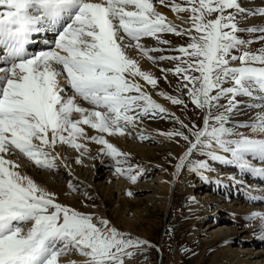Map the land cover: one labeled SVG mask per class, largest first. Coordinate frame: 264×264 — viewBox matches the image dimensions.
<instances>
[{
  "label": "snow or ice",
  "instance_id": "1",
  "mask_svg": "<svg viewBox=\"0 0 264 264\" xmlns=\"http://www.w3.org/2000/svg\"><path fill=\"white\" fill-rule=\"evenodd\" d=\"M157 5L189 27L173 23ZM246 14L240 0H0V264H125L149 246L107 218L59 202L9 156L21 155L39 170L58 173L65 159L58 145L77 151L76 163H82L87 144L95 143L115 174L135 183L143 169L106 137L145 141L151 137L136 130L146 118L170 117L179 128L159 134L187 145L177 175L187 166L210 182L211 161L264 180V47L243 50L264 43V27H241ZM245 33L259 35L252 40L242 38ZM165 34L189 42L170 49L143 43L151 38L169 45ZM37 45L43 47L32 51ZM132 49L136 57L129 54ZM165 51L180 55H152ZM141 58L178 61L161 71L165 80L168 72L180 77V90L205 112L200 125L184 123L152 98L145 84L156 88L158 79L142 69ZM159 95L187 109L183 98ZM245 108L260 111L251 122L234 121ZM87 129L97 134L90 136ZM194 154L205 159L194 160ZM229 179L243 183L235 175ZM68 188L79 191L71 181ZM248 198L264 202L251 190ZM246 219L259 221L253 235L264 242V212Z\"/></svg>",
  "mask_w": 264,
  "mask_h": 264
},
{
  "label": "rangeland",
  "instance_id": "2",
  "mask_svg": "<svg viewBox=\"0 0 264 264\" xmlns=\"http://www.w3.org/2000/svg\"><path fill=\"white\" fill-rule=\"evenodd\" d=\"M240 2L242 3V7L244 6L247 10L246 16L240 19V26L264 27V23L262 24V22H260L261 18H264V16L259 14L264 11V0H240ZM257 4H259L258 7L250 10V6ZM157 7L158 9H163L176 15V13L172 12L168 7H162L159 5H157ZM180 16L184 20L188 19V13H181ZM180 26L182 28L189 27L186 23ZM258 35L259 33H245L242 34V38L255 40ZM163 38L169 40L171 43L169 45H159L156 40L151 38H146L143 43L146 47H163L170 49L178 48L189 42L188 37L176 36L174 34H165ZM261 47H264V43L256 42L243 50L250 49L256 51ZM152 55H180V53L175 51H165L162 53H152ZM149 62V66H153V71H157L158 74L156 76L158 79V85L156 88H152L150 85L148 86L145 84L149 93L152 95V98L167 108L169 112L174 113L175 116L183 120L184 123L187 124L193 122L200 125L205 112L196 109L194 105L188 101L186 90H180L183 87L180 77L174 75L172 72H168L166 74L167 79L165 80V73L161 71V69H173L178 61L165 60L157 63ZM236 63L238 65V62ZM160 92L183 98L187 103V109H184L183 106L180 105L171 104V102L165 99V97L159 95ZM244 99L247 103H251L247 98ZM221 103L226 104L227 101L222 100ZM243 111L246 114L235 116L233 118L234 121L250 122L248 119L257 114L260 109L245 108ZM142 125L160 132H169L174 128H179V124L175 123L170 117L156 119L146 118ZM240 130L248 135H253L249 128H243ZM106 138H111L108 140L113 144L111 136ZM181 142L184 143L183 141ZM66 147L67 145L64 148ZM94 147L100 150L102 146L94 144ZM158 147L159 146L157 145L148 147L157 152L156 157H151L149 162H145L138 157L132 159L129 158L132 165H139L140 168H143L146 172L135 183L131 182V180L126 177L119 176L124 185L128 184V187H130L129 192H131L132 195H128L127 192L126 194H123V192L114 188L112 191H115V196L112 200L107 202V208L106 210L104 209L107 213L103 211L104 216L110 218V221L112 220V222H115L116 227L120 231L130 233L133 238H139L149 242V246L146 250H142L141 253L136 252L135 256L129 260L127 259L126 262L129 261L132 264H241L238 262V258L227 251L226 244L228 243L231 244L230 246L232 250H239V255L241 256L240 259L242 261H248L250 254H253L255 257L252 261L253 263L258 260L261 261L264 258V242L256 239L253 235L259 226V221L249 222L246 217L248 215L247 212L252 211V209H254L255 212H264V202H253L248 198L250 190L252 196L264 197V180L253 178L252 176H242L241 178L248 181L249 186L242 184L233 185L229 182V179H223L222 183L217 184L213 179H210V182L201 178L198 180V177L194 175L191 178V188L193 193L186 191L187 182L186 184H183V186L178 185L177 187L173 181L170 185L171 191L167 207L164 209L156 199V192L165 182V178H163V174L161 173L164 171L166 172L167 169H165V167L170 163L169 165L171 166H169L170 169H168V171L175 174L178 159L173 163V157L165 151L159 152L161 150H158ZM185 147L187 148L186 144ZM69 150L75 151L71 147ZM92 154L96 156L97 153H94V150H92ZM88 157L89 155L87 154L83 159L86 160ZM97 157V164L104 159V161L106 160L108 162L107 169L110 170L108 173L111 174L112 172H115L112 167L113 162L109 157L103 155H97ZM192 159L200 160L205 159V157L194 154ZM210 163L213 168L220 169V171L233 172L235 175L238 174L237 170L231 166L221 165L217 162ZM157 165H160L162 168L160 172L156 171L153 174L147 172L149 169H157ZM101 166L102 162L99 165V168ZM69 174L71 175V173ZM84 179H87V177ZM61 181L64 182L67 180L63 178ZM114 181L115 182L113 183L117 185L119 180L115 179ZM102 182H104L105 187H108V184H105L104 179L100 183ZM201 183V186L206 185L205 188H198V185ZM194 197H198L197 201H201V203L204 204L210 200L214 201L215 204L210 206V208L213 209V212H210L207 216L190 215L188 208L191 206ZM95 198L97 203L95 207L83 206V209L96 215V211L102 209L103 201L101 196H96ZM173 204L179 205L176 210L172 209L174 206ZM205 206L206 205H204L203 208ZM231 206H235L243 213L233 211V209H230ZM128 223H130L131 226H128ZM214 229L218 231L219 229L223 230L227 233V236L226 234L220 235L217 239H212L210 236H206V232L210 233ZM194 230L200 231L198 238H194ZM228 238L231 239V242Z\"/></svg>",
  "mask_w": 264,
  "mask_h": 264
},
{
  "label": "bare ground",
  "instance_id": "3",
  "mask_svg": "<svg viewBox=\"0 0 264 264\" xmlns=\"http://www.w3.org/2000/svg\"><path fill=\"white\" fill-rule=\"evenodd\" d=\"M258 5L259 4L253 5V6H250L249 8H250V10H252V9L258 7ZM158 10L160 12L164 13L168 17V19L171 20L173 23L178 24V25H182L180 20H178L176 18V15H173V14H171V13H169L163 9H158ZM260 22H262V24H263L264 18H261ZM257 24H260V23H257ZM253 25H256V24H253ZM129 54L134 56V57L137 56V53L134 49L129 50ZM140 64H141V67L143 70L152 73L155 77L158 75L157 71H153V66L152 67H151V65L149 66L150 62L146 58H141ZM141 83H144V82L141 81ZM145 90L148 91L147 86H145ZM85 106H87V105H85ZM255 116H256V114L253 115V117H251L248 120H250V122H251L255 118ZM87 131H88V134L90 136L97 134L95 132V130L87 129ZM136 131H138V132L143 131L145 135H148L151 138L147 139L145 141H140L138 139V137H136V136H127V135L124 137L111 136L113 145L118 147L123 152L130 153V157H129L130 159L138 157L145 162H149L151 157H156L157 152L151 148H148V147L157 145V146H159L158 150H161L159 152L165 151L173 157V163H174V161L176 159H178L179 156L183 155V153L186 150L184 143L180 142V144H176L174 141L165 139L164 136L159 134L162 131L161 132L160 131H154V130L149 129L148 127H146L142 124L139 125V127ZM108 139H111V138H108ZM94 144L95 143H88L87 144L88 148L90 149V151L88 153L89 157L86 160H84L82 158V163H76V160L80 155L78 152L69 150L70 149L69 146L64 148L66 145H58L57 151L60 152L61 155L65 158L63 162L59 163V172L58 173L46 171V170H39V169L35 168L26 158H24L21 155H13V156H9L8 158L18 162L22 166L21 167L22 172H26L28 175L33 176L37 181H40V182L46 184L50 190H52L53 192L56 193L59 202L65 204V205H69V206L77 209L78 211L90 213L89 211H85L83 209V206H92V205L96 206L97 203H96L95 197L101 196L102 197L101 199L103 201L102 209L96 211V216H102L104 218H107L110 221V218L104 216L103 211H105L107 208V202L112 200L115 196V191H112V190L114 188H116L118 191H121V192H123V194H126V192L129 193L130 187H128V184L127 185L125 184L126 185L125 186L121 182L120 177L118 175H116L115 172H112L111 174L108 173L110 170L107 169L108 162L106 160L104 161V159H102V161H100V163L97 164L96 163L97 159L91 158V157H97V155L99 153V149L95 148ZM92 150H94V153H97L96 156H94V154H92ZM101 162H102V166L99 168V165L101 164ZM65 163L70 166V171L68 168L64 167ZM169 164L166 165V167H165V169H167L166 172L164 171L161 173V174H163V178H165V182L162 184V186L156 192V199L159 201L160 205L164 209L167 207V203H168V199H169V195H170V191H171L170 185L172 184L173 181L175 182L174 184H176L177 187H178V185L183 186V184H186V182H187L186 191H188L189 193L190 192L193 193L192 188H191L192 176H194V175L197 176L198 180L201 178L200 175H198L196 173L189 172L187 167H185L182 171H180V173L178 175L176 174L177 169H176L175 174L173 172L171 173L168 171V169H170L169 166H171ZM87 167L90 169H88ZM156 167H157V169H151V170L149 169V170H147V172H149V174H153L156 171L160 172V170L162 169L161 166L157 165ZM141 169H143V168H141ZM214 169H215V172L206 173V175L210 179H213L214 181H216V183H217L218 179L223 181V179H229L230 176L235 175L233 172L220 171V169H217V168H214ZM145 172H146V170L143 169V174H145ZM69 173H71V175ZM81 174H82V176H81ZM71 176H72V178H71ZM235 176H237V178L239 180L243 181V183H240V184L249 186L248 181H245V179L241 178L242 176H239L238 174ZM85 177H87V179H84ZM63 178L67 181H64V182L61 181V179H63ZM103 179L105 181V184H108V187H105L104 182L100 183ZM115 179L119 180L117 185L115 183H113V182H115L114 181ZM69 181H71L73 184H75L76 187L79 189V191L72 192L68 188ZM229 182H231V184H233V185H235V184L240 185L238 183H234L230 179H229ZM217 184H220V183H217ZM201 185H202V183L198 185V188L199 187L205 188V186H206V185H203V186H201ZM143 188H144V186H143ZM139 190H141V189H139ZM143 190H146V189H143ZM85 193H87V195H85ZM89 197H91V199H89ZM197 199H198V197H196V198L194 197V199L191 203V206H189V208H188L190 215L207 216L210 214V212H213V209L210 208V206L215 204L214 201L210 200V201H207L206 204H204V203H201V201L200 202L197 201ZM121 203H122V201H121ZM123 203H125V202H123ZM203 204L206 205L204 208H203V206H204ZM178 206L179 205H174L172 209L176 210ZM235 206H231L230 209H233V211L242 212V211H240V209L236 208ZM254 211L255 210L252 209V211H248L247 213L249 214V213L254 212ZM117 219H119V218H117ZM110 222L116 226L115 222H112V220ZM128 226H131V224L128 223ZM211 228H213V227H211ZM199 233H200L199 230H194L193 231L194 238H198ZM225 234L227 236V233H225L223 230H220V229H219V231L214 229L210 233L206 232V236H210L212 239H217V237H219L220 235H225ZM228 240L230 241L231 239L228 238ZM230 245L231 244H229V243L226 244L227 251L231 255H234L236 258H238V262H240L241 264H264V258L261 261L258 260V261L253 263L252 261H253V259H255L253 254L249 255L248 261L247 260H246V262L242 261L240 259L241 256L239 255V250H232ZM141 251L142 250L137 251V252L141 253ZM126 264H132V263L127 261Z\"/></svg>",
  "mask_w": 264,
  "mask_h": 264
}]
</instances>
